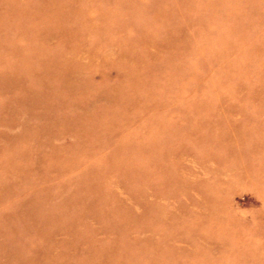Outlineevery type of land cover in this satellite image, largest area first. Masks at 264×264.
Segmentation results:
<instances>
[{"label": "rangeland", "instance_id": "rangeland-1", "mask_svg": "<svg viewBox=\"0 0 264 264\" xmlns=\"http://www.w3.org/2000/svg\"><path fill=\"white\" fill-rule=\"evenodd\" d=\"M0 264H264V0H0Z\"/></svg>", "mask_w": 264, "mask_h": 264}]
</instances>
